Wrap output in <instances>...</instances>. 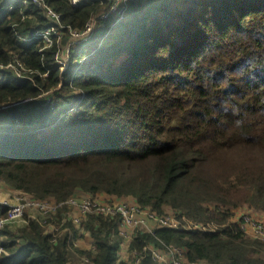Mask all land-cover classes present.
<instances>
[{"label":"trees","instance_id":"trees-1","mask_svg":"<svg viewBox=\"0 0 264 264\" xmlns=\"http://www.w3.org/2000/svg\"><path fill=\"white\" fill-rule=\"evenodd\" d=\"M43 1L61 15L49 47L20 43L48 25L42 10L0 0V106L44 104L40 96L57 89L49 94L56 109H40L50 124L34 123V111L21 106L0 128V181L38 200L105 194L158 215L170 208L182 221L137 232L132 251L163 243L190 261L264 264V241L234 218L246 205L264 213V0H132L119 23L99 22L66 71L57 55L71 30L112 0ZM6 215L0 206V221ZM80 230L94 241L82 256L127 264L119 218L89 215ZM1 235L11 254H1L3 264H70L69 234L53 242L39 221ZM143 264H155L149 251Z\"/></svg>","mask_w":264,"mask_h":264},{"label":"built area","instance_id":"built-area-1","mask_svg":"<svg viewBox=\"0 0 264 264\" xmlns=\"http://www.w3.org/2000/svg\"><path fill=\"white\" fill-rule=\"evenodd\" d=\"M72 5L79 6L84 0H70ZM132 0H112L107 11L99 13L92 18L84 29L71 30V39L65 46L63 52L57 55L58 62L61 63L62 71H66L70 64V55L73 48L85 47L96 37L99 22L111 16L115 21L123 20L130 11V2ZM23 4L28 6L36 5L47 19L48 25L39 28L34 35L22 36L21 41L32 43L35 40H41L45 46L49 47L53 43V36L58 34L56 26L61 23V15L53 8L49 7L43 0H22ZM33 18V16H30ZM116 22V23H117ZM68 56V57H66ZM18 65L21 63L18 61ZM1 68H5L3 65ZM6 68H14L8 65ZM18 74H20L19 70ZM57 89L48 91L44 95L50 97L46 104L53 110L56 109L55 97L52 92ZM37 101V98H28L14 103H5L0 106V116L10 123L13 122L12 115L6 116L15 108L27 106ZM16 126H21L20 122H16ZM0 206L7 209V215L0 221V264H3V256H11L3 249L8 243V239L1 235L4 230H14L16 227H25L31 221H39L45 227L46 232L51 235L53 242L64 234H69L70 240H75L74 231L67 224L72 223L73 227L80 231L82 224L89 215H98L120 219V234L124 240L133 241L137 232H152L157 227H167L171 229H179L182 221L177 216L172 218L167 215H158L149 208L142 207L138 203L131 200H113L101 203L93 197L79 198L75 195L65 201L57 202L54 199L38 200L33 195L24 191H15L11 197L0 198ZM69 209V210H66ZM152 222L154 224H152ZM245 232L249 233L256 239L264 241V226L257 218L245 215L240 223ZM191 229L190 226H184ZM194 230H205L200 225H192ZM85 231V230H84ZM130 242V243H131ZM162 247L155 244L147 246L143 252L131 251L132 259L129 264H143L144 256L147 251L151 253V258L155 264H208L204 261H190L186 256V251L179 247H169L162 243ZM93 249V248H92ZM86 263L94 264L88 257L84 256Z\"/></svg>","mask_w":264,"mask_h":264},{"label":"rangeland","instance_id":"rangeland-1","mask_svg":"<svg viewBox=\"0 0 264 264\" xmlns=\"http://www.w3.org/2000/svg\"><path fill=\"white\" fill-rule=\"evenodd\" d=\"M116 22L117 21H114L113 25H116L117 24ZM61 26H62V23H60V25L56 26L57 27L56 28L57 32L60 31ZM111 34H113L112 31L109 32V36ZM61 35H62V33H61ZM107 39H108V37H107ZM108 41L109 40L105 41L104 44H107ZM20 43L21 44H25V45L26 44H30V43H27V42H24V41H21V40H20ZM79 49H81V48H73L72 51H71V53L73 51L79 50ZM66 57H68V56H66ZM84 61H85V59L83 58L81 60V63H83ZM47 97H48L47 99L50 98L49 96H47ZM36 102L27 105V108H29V109H31V110L34 111V114H33L34 123H36V122L37 123H41V122L42 123H45V121H47L46 123L50 124V121L47 118L48 115L47 114H43V112L40 110L42 108V106L43 107H47L48 106L46 104L47 101L44 104H43V102H37V103ZM12 114H13V112L10 111V113L8 115H6V116H10L11 117ZM56 123H57V121L55 123H53V125H55ZM9 124H10V122L8 120L4 119V123H2L0 125V128L6 127ZM30 130H34V126H32V128ZM15 191H19V190H16V189L12 188L9 184H7V183H5L3 181H0V198L11 197L15 193ZM75 196H77L79 198L90 197V196H87V195L81 194V193L76 194ZM93 198L97 199L101 203H106L108 201L117 200L116 199L117 197H114L113 199H108V198H111L110 196H105V197L98 196V197H93ZM124 200H129L130 201V199H124ZM133 203H136V202H133ZM260 211L246 205V206H244L243 209L240 208V210L237 209V210L234 211V214H235V217L234 218H235L236 221H238V222L240 221V223H241L242 217H244L245 215H248V216H251V217H253L255 219L257 218L258 220H260L261 221V224L264 226V213H262ZM166 215L167 216H171L172 218H175L174 212L170 208L167 209ZM152 224H154V223L152 222ZM186 226H192V224H187ZM21 229H22V227L18 226V227H16L12 231L14 233H16V235H17L18 232ZM80 241H81V243H78V241L76 240V238H75V240L74 239L71 240V242L74 244L72 247H70V263L71 264H89V263H86L85 262V260H84L85 257L80 254V251L85 250L84 249L85 248L84 246H87V243L88 242L86 241V239H83V240H80ZM122 241L123 242L121 244L120 251H121V249H123L125 247L128 249V251L126 250L125 255L124 254H121L120 257L122 258V261L123 262L129 264L130 261H131V259H132V254L130 255V253L132 251V250H130V246H131V243L132 242L131 241L124 240V239H122ZM119 255H120V253H119ZM80 256H82V257H80ZM80 258H82L84 260V262H81L80 261Z\"/></svg>","mask_w":264,"mask_h":264},{"label":"crops","instance_id":"crops-1","mask_svg":"<svg viewBox=\"0 0 264 264\" xmlns=\"http://www.w3.org/2000/svg\"><path fill=\"white\" fill-rule=\"evenodd\" d=\"M4 119H5V116H0V125L2 124V123H4ZM100 196H103V197H105V196H107V195H105V194H102V195H100ZM101 198V197H100ZM114 197H111V198H108V199H113ZM132 202H135V201H133V200H131ZM74 236H75V238H76V240L78 241V243H81V241L80 240H83V239H86V241L88 242L87 243V246H84L85 248V250L87 251H90L91 249H92V246H93V238L91 237V235H90V233H88L87 231H84V230H80V231H75L74 230ZM126 250L128 251V249L125 247V248H123V249H121V251H120V256H121V254H124L125 255V253H126ZM79 257V256H78ZM80 257H82V256H80ZM122 259V258H121ZM80 261L81 262H84V260L82 259V258H80ZM76 263V262H75ZM71 264V263H70Z\"/></svg>","mask_w":264,"mask_h":264}]
</instances>
